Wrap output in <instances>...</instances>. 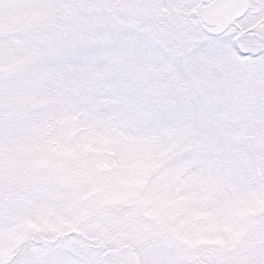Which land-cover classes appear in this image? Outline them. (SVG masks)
<instances>
[{
	"label": "snow or ice",
	"instance_id": "1",
	"mask_svg": "<svg viewBox=\"0 0 264 264\" xmlns=\"http://www.w3.org/2000/svg\"><path fill=\"white\" fill-rule=\"evenodd\" d=\"M0 264H264V0H0Z\"/></svg>",
	"mask_w": 264,
	"mask_h": 264
}]
</instances>
